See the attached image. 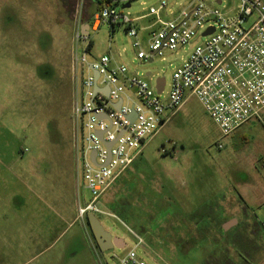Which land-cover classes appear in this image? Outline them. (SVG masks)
<instances>
[{
    "label": "rangeland",
    "instance_id": "rangeland-1",
    "mask_svg": "<svg viewBox=\"0 0 264 264\" xmlns=\"http://www.w3.org/2000/svg\"><path fill=\"white\" fill-rule=\"evenodd\" d=\"M161 1L130 0L125 11L135 17ZM165 1L160 15L170 20L195 0ZM205 1L227 15L239 2ZM98 5L0 0V264H119L131 231L143 238L138 252L147 264H264L263 125L252 118L223 136L195 96L102 197L111 213L99 215L102 225L128 246L105 254L77 217L78 198L89 191L77 187L74 164L73 18ZM110 30L90 29L95 54L106 50ZM112 33V48H127L128 66L151 72L152 84L164 77L166 90L172 71L205 39L199 33L146 63L134 59L125 26ZM147 33L139 30L143 50Z\"/></svg>",
    "mask_w": 264,
    "mask_h": 264
},
{
    "label": "built area",
    "instance_id": "built-area-1",
    "mask_svg": "<svg viewBox=\"0 0 264 264\" xmlns=\"http://www.w3.org/2000/svg\"><path fill=\"white\" fill-rule=\"evenodd\" d=\"M129 1L108 0L86 19L79 8L73 18L74 164L77 187L81 182L89 191L87 198H78L76 203V215L82 221L88 214L98 218L111 214L102 197L188 96L198 99L223 136L252 118L264 128L263 0H239L232 15L205 0H195L170 20L160 15L167 4L162 0L143 15L151 16L147 50L141 47L138 18L121 7ZM84 24L87 33L82 31ZM102 25L111 28L109 43L103 53L95 54L90 29L97 31ZM117 25L125 26L132 38L134 59L146 63L155 56L164 59L166 51L184 47L199 33L205 39L172 71L169 88L164 78L158 92L156 81H150L151 72L141 74L121 58L126 47L112 48V31ZM222 146L217 143L218 148ZM131 233L134 241L117 256L119 264H147L138 252L143 238Z\"/></svg>",
    "mask_w": 264,
    "mask_h": 264
},
{
    "label": "water",
    "instance_id": "water-1",
    "mask_svg": "<svg viewBox=\"0 0 264 264\" xmlns=\"http://www.w3.org/2000/svg\"><path fill=\"white\" fill-rule=\"evenodd\" d=\"M218 3H220V0H218ZM129 6L130 2H126L121 5L122 8ZM211 30L212 28H209L206 32H204V34L209 33ZM82 31L83 33L88 32L87 24H84ZM95 75L97 76V72ZM147 75H149V72ZM164 82V77H158L156 79V88L158 92H160V90L163 88ZM87 220L89 221L98 246L105 254L112 253L115 248H124L126 246V242L121 237L113 235L109 230L104 228L98 216L95 214H88Z\"/></svg>",
    "mask_w": 264,
    "mask_h": 264
},
{
    "label": "crops",
    "instance_id": "crops-1",
    "mask_svg": "<svg viewBox=\"0 0 264 264\" xmlns=\"http://www.w3.org/2000/svg\"><path fill=\"white\" fill-rule=\"evenodd\" d=\"M90 6H91V5H90ZM90 6H89V7H90ZM144 14H145V13H143V14H141V15H137V16H135V17L138 18L137 21H136V23H137V25H138V28H140V30H147V31H148V28H147V27H148V25H149V23H150V21H151V16H147V17H146V16H143ZM87 15H88V13L86 14V16H87ZM86 18H87V17H85L84 19H86ZM141 20H146V24H140L139 22H140ZM83 26H84V25H81L82 30H83ZM74 29H75V24H74ZM133 163H134V162H133ZM133 163H132V164H133ZM132 164H131V165H132ZM120 177H121V176H120ZM120 177H119V178H120ZM119 178H118V179H119ZM118 179H117V180H118ZM117 180H116V181H117ZM75 211H76V207H75Z\"/></svg>",
    "mask_w": 264,
    "mask_h": 264
},
{
    "label": "trees",
    "instance_id": "trees-1",
    "mask_svg": "<svg viewBox=\"0 0 264 264\" xmlns=\"http://www.w3.org/2000/svg\"><path fill=\"white\" fill-rule=\"evenodd\" d=\"M107 1H108V0H98L99 5H98L97 9L100 8L101 6H103L104 3L107 2ZM87 221H88V220H87ZM88 222H89V221H88Z\"/></svg>",
    "mask_w": 264,
    "mask_h": 264
},
{
    "label": "flooded vegetation",
    "instance_id": "flooded-vegetation-1",
    "mask_svg": "<svg viewBox=\"0 0 264 264\" xmlns=\"http://www.w3.org/2000/svg\"><path fill=\"white\" fill-rule=\"evenodd\" d=\"M72 1L74 2L75 0H70V3H71ZM86 220H87V217H86ZM87 223H88V225H90L88 221H87ZM93 234H94V233H93ZM94 237H95V236H94ZM95 239H96V238H95ZM96 242H97V241H96ZM97 245H98V244H97ZM98 247H99V246H98ZM99 249H100V247H99ZM100 250H101V249H100ZM101 251H102V250H101Z\"/></svg>",
    "mask_w": 264,
    "mask_h": 264
}]
</instances>
